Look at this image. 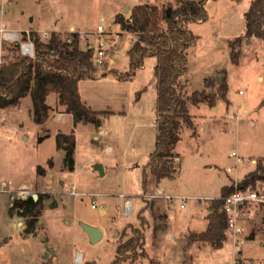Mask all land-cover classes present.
<instances>
[{
  "label": "rangeland",
  "instance_id": "obj_1",
  "mask_svg": "<svg viewBox=\"0 0 264 264\" xmlns=\"http://www.w3.org/2000/svg\"><path fill=\"white\" fill-rule=\"evenodd\" d=\"M140 2L160 8L177 4V0H0V27L31 26L46 39L52 32L67 41L78 38L81 48L93 49L94 58L100 44L104 54L96 62L97 73L105 69L107 73L80 80L79 93L93 109L115 111L98 128L85 121L74 126L56 92L47 96L50 108L44 123L35 120L29 94L16 106L0 107V264H112L119 242L129 239L131 226L145 227L144 247L124 251L128 258L119 264H183L186 236L207 226L208 200L220 196L224 185L239 183L264 155V40L244 38L239 64L231 62L228 47V40L245 30L251 0H209L207 19L188 23L196 41L186 49L188 72L181 82L189 94L203 88L215 93L225 75L228 101L217 97L215 105L190 102L194 125L180 127L173 176L157 180L147 169L144 185L143 173L158 132L157 59L145 57L131 79L109 72L129 67L127 50L133 34L122 31L115 19L129 20L132 7ZM3 41L8 45L12 40ZM0 53L1 61L20 52L8 48ZM206 76H212V85L204 82ZM72 129L75 163L68 169L56 135ZM39 166L46 172H39ZM22 184L29 187L20 189ZM12 191L13 196L21 192L42 196L40 216L31 231L27 217H10ZM126 198L132 200L130 212ZM260 205L251 206L250 215L243 218L242 255L255 264H264V204ZM82 223L100 227L102 237L92 242ZM188 251L194 264L233 262L228 233L221 247L194 242ZM79 252L82 260L77 263Z\"/></svg>",
  "mask_w": 264,
  "mask_h": 264
},
{
  "label": "trees",
  "instance_id": "obj_2",
  "mask_svg": "<svg viewBox=\"0 0 264 264\" xmlns=\"http://www.w3.org/2000/svg\"><path fill=\"white\" fill-rule=\"evenodd\" d=\"M207 1L209 0H177L176 6H170V15L167 14L166 7L160 8L157 4L140 2L132 7L129 20L115 19L122 31L133 34V41L127 50L128 69L126 71L111 69L109 72L122 80L131 79L137 69L143 66L145 57L156 56L157 59L154 75L157 89L158 132L155 147L149 153L143 173L144 185L148 170L157 180L165 176H173L176 169L174 149L180 138V127L182 123L191 127L194 125L189 103L206 102L215 105L217 97L227 100L226 77L218 83V92L215 93L203 88L189 94L184 90L185 83L181 82L188 72L186 49L196 41V35L189 28L188 23L207 19L208 11L205 6ZM30 36L34 40L33 55L19 53L13 58L0 61V107L16 105L22 97L29 94L34 118L37 122H43L50 108L47 96L51 92H56L59 103L72 114L74 124L79 121L92 122L99 128L115 111L93 109L81 99L79 93L80 80L97 78L107 73L106 69L97 73L98 67L93 49L91 47L83 49L78 45V38L67 41L59 32H52L46 39L39 32L32 30ZM252 36L264 40V0H251L245 11L244 32L228 40L230 59L234 64H239L242 40ZM8 48L16 50L19 48V43L10 41L7 45L4 41H0V52L1 49ZM204 82L212 85L214 80L211 76H206ZM56 139L57 146L64 151V166L73 169L76 145L74 129L69 133H58ZM39 172H43L42 166H39ZM257 181L260 185H256ZM247 185L258 189L264 188V155L257 158L254 168L249 170L239 183L237 181V187ZM235 187V182L226 184L222 187L220 196L208 200L207 226L201 231H191L186 236L183 264H194V258L188 251L194 242L208 243L213 247L223 245L227 233V217L222 207L223 197ZM41 197L40 194L37 199L32 195L25 198L14 197L11 203L10 214L27 217L26 228L29 231L34 228L40 216ZM260 204L262 203L248 202L245 205L246 216L250 215L251 206ZM131 230L129 239L119 242L117 255L112 264H119L123 259L128 258L124 251L132 250L137 246L144 247L145 227L131 226Z\"/></svg>",
  "mask_w": 264,
  "mask_h": 264
},
{
  "label": "built area",
  "instance_id": "obj_3",
  "mask_svg": "<svg viewBox=\"0 0 264 264\" xmlns=\"http://www.w3.org/2000/svg\"><path fill=\"white\" fill-rule=\"evenodd\" d=\"M98 30H103L102 25H98ZM31 29L25 30H8L5 29V24L2 23L0 27V41L12 40L19 43V52L23 55L34 54V40L31 38ZM47 36V32H44ZM101 42L104 39L100 40ZM95 60L100 62L102 60L104 50L101 45H97L95 49ZM243 91L240 89L239 93ZM233 167H229L232 170ZM235 189L223 197V210L227 217V230L234 245L233 262L232 264H255L253 260L242 255V246L245 243L244 238V224L243 214L245 205L248 202H256L264 204V188L252 187L247 185L245 187H237V181H235ZM125 207L128 212L131 211L132 200L126 198L124 200ZM92 206H95L94 200H92Z\"/></svg>",
  "mask_w": 264,
  "mask_h": 264
},
{
  "label": "water",
  "instance_id": "obj_4",
  "mask_svg": "<svg viewBox=\"0 0 264 264\" xmlns=\"http://www.w3.org/2000/svg\"><path fill=\"white\" fill-rule=\"evenodd\" d=\"M125 12H129V7L127 6L125 9ZM171 12V7H167V14L170 15ZM98 169H100V171H102V165L101 164H97L96 166ZM32 196L34 199L38 198V193H32ZM82 226L84 228V230L88 233L90 240L92 242H96L97 240H99L102 237V230L100 229V227L96 226V225H91V224H87V223H82Z\"/></svg>",
  "mask_w": 264,
  "mask_h": 264
},
{
  "label": "crops",
  "instance_id": "obj_5",
  "mask_svg": "<svg viewBox=\"0 0 264 264\" xmlns=\"http://www.w3.org/2000/svg\"><path fill=\"white\" fill-rule=\"evenodd\" d=\"M25 29H31V30H34V28L33 27H31V26H28V27H26V28H24L23 30H25ZM48 36V35H47ZM252 37H255V36H252ZM229 47V46H228ZM229 56H230V54H229ZM231 60V59H230ZM232 62V61H231ZM220 73L222 72V73H224L225 72V70L224 69H220V70H218ZM212 77V76H211ZM224 77H226L225 75H223L222 77H221V80L224 78ZM258 78L259 79H263V75L262 74H259L258 75ZM227 81V80H226ZM218 85V84H217ZM240 90V89H239ZM239 90H238V92H239ZM242 90V89H241ZM228 92V91H227ZM244 93V91L241 93V94H243ZM27 96V95H26ZM223 99V98H222ZM224 100V99H223ZM224 101H228V98H227V100H224ZM223 101V102H224ZM32 102V101H31ZM227 104V103H226ZM16 106V105H15ZM228 105H226V107H227ZM71 114V113H70ZM72 115V114H71ZM62 116V112H58V117H61ZM73 118V117H72ZM47 119V118H46ZM46 119L43 121V122H41V123H44L45 121H46ZM251 123L252 124H255L254 123V121H251ZM77 124V123H76ZM76 124H74V126H76ZM102 127V125L99 127V128H101ZM58 133H60V131L59 132H57V134ZM75 152V151H74ZM52 160V159H51ZM253 160V159H252ZM53 164V161H52V163L50 164V165H52ZM43 167V166H42ZM45 170H47V168H45V167H43V172L42 173H44V172H46ZM27 187H29L28 186V184H22V185H20V189H22V188H27ZM20 189H18V190H20ZM18 190H16V191H18ZM15 191H12V197L14 198V197H16V198H25L26 197V195H24V193H19V195H17V196H13ZM32 195V194H31ZM14 217L13 215H11L10 214V217ZM244 217H246V213H244L243 214V218ZM243 224H244V228H245V223H244V221H243ZM245 230V229H244ZM227 231V233H228V230H226ZM229 234V233H228ZM230 236V235H229ZM226 240V239H225ZM232 241V240H231ZM232 245H233V243H232ZM242 248H243V246H242ZM233 251H234V245H233Z\"/></svg>",
  "mask_w": 264,
  "mask_h": 264
},
{
  "label": "bare ground",
  "instance_id": "obj_6",
  "mask_svg": "<svg viewBox=\"0 0 264 264\" xmlns=\"http://www.w3.org/2000/svg\"><path fill=\"white\" fill-rule=\"evenodd\" d=\"M81 260H82V254L79 252L76 255V261H77V263H79V262H81Z\"/></svg>",
  "mask_w": 264,
  "mask_h": 264
}]
</instances>
